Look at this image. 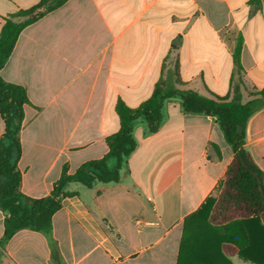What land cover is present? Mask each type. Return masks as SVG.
I'll use <instances>...</instances> for the list:
<instances>
[{
    "label": "crops",
    "instance_id": "0c3cea01",
    "mask_svg": "<svg viewBox=\"0 0 264 264\" xmlns=\"http://www.w3.org/2000/svg\"><path fill=\"white\" fill-rule=\"evenodd\" d=\"M39 1L0 0V34L6 18ZM0 75L32 103L20 134V190L42 199L64 166L74 174L108 153L118 102L139 107L162 79L211 99L231 101L236 87L242 104L261 99L264 0H69L21 33ZM163 119L152 135L135 125L137 149L119 183L66 185L53 216L64 264H178L185 220L224 179L234 151L215 118L184 113L179 101L165 102ZM4 130L0 115V138ZM244 147L264 171V107L249 119ZM4 220L0 210V240ZM232 229L245 245V233ZM190 238L185 250H194ZM1 264L54 263L46 237L26 229L6 244Z\"/></svg>",
    "mask_w": 264,
    "mask_h": 264
},
{
    "label": "trees",
    "instance_id": "16d2710c",
    "mask_svg": "<svg viewBox=\"0 0 264 264\" xmlns=\"http://www.w3.org/2000/svg\"><path fill=\"white\" fill-rule=\"evenodd\" d=\"M68 1L40 0L33 8L5 19L0 34V72L21 33ZM251 1L259 3V0ZM241 48L242 39H239L234 54L238 69L241 68ZM260 95L261 99L242 104L240 90L236 87L231 101L211 99L191 90L177 89L171 77L162 79L151 97L139 107L130 108L122 100L118 102L116 112L120 129L107 138L109 151L103 158L85 162L74 174H69L68 167L64 166L51 194L34 199L21 192L23 175L19 169L25 108L32 103L24 87L8 83L0 75V115L5 125L0 138V210L5 215L0 264L6 244L16 233L26 229L43 234L49 242L53 263L64 264L53 238V216L62 208L63 199L69 196L64 190L66 185L78 182L93 188L119 183L122 169L127 167L130 156L137 149L135 125L143 120L147 134L157 133L163 125L165 102L171 100L179 101L184 113L215 118L234 151L224 179L205 203L185 220L178 264H232L228 257L233 256L245 262L264 264V171L244 147L248 121L264 107V91ZM110 160L117 162L115 169L109 167ZM236 224L242 227H235ZM229 228L245 233V245L232 240ZM190 234L194 250H185Z\"/></svg>",
    "mask_w": 264,
    "mask_h": 264
},
{
    "label": "rangeland",
    "instance_id": "374dc122",
    "mask_svg": "<svg viewBox=\"0 0 264 264\" xmlns=\"http://www.w3.org/2000/svg\"><path fill=\"white\" fill-rule=\"evenodd\" d=\"M236 83H238V80H236ZM144 124L145 126H146V124H145V122L143 121V120H139L138 122H137V124Z\"/></svg>",
    "mask_w": 264,
    "mask_h": 264
}]
</instances>
